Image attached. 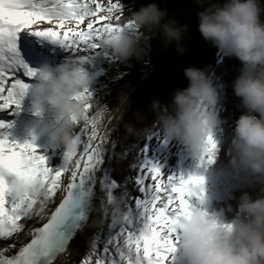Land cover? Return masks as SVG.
<instances>
[{
	"label": "snow or ice",
	"instance_id": "1",
	"mask_svg": "<svg viewBox=\"0 0 264 264\" xmlns=\"http://www.w3.org/2000/svg\"><path fill=\"white\" fill-rule=\"evenodd\" d=\"M123 10L121 0H0V111L19 112L37 75L18 50L23 34L57 44L86 65L97 59L112 64L117 58L104 49L105 36L136 30L131 21L121 20ZM93 97L89 88L76 94L86 123L76 132L78 150L63 153L57 167H50L32 142L10 141L11 123L0 120V264H60L58 257L70 247L80 253L78 235L88 245L77 264H171L181 238L177 227L191 212L190 198L202 197L203 178L166 175L147 145L135 152L123 181L111 178L98 127L103 114H90ZM153 137L160 139L158 133L148 138ZM215 151L209 134L201 160L206 156L211 163ZM131 153L127 148L125 155ZM149 177L152 183H146ZM12 178L25 181L23 194L13 192ZM117 199L122 211L113 207ZM97 202L108 207L87 236L84 229ZM39 216L46 219L37 223Z\"/></svg>",
	"mask_w": 264,
	"mask_h": 264
},
{
	"label": "clouds",
	"instance_id": "2",
	"mask_svg": "<svg viewBox=\"0 0 264 264\" xmlns=\"http://www.w3.org/2000/svg\"><path fill=\"white\" fill-rule=\"evenodd\" d=\"M197 3L202 5L197 13L202 38L241 65L232 81L242 111L234 123L229 163L235 175L246 179L244 186H258V194L252 197L249 192H242L231 220L223 208L208 211L206 196L197 198L190 214L177 227L181 238L171 264H264V4L261 0ZM166 17L167 10L156 2L131 9L127 20L136 30L107 34L103 47L122 63L140 60L149 50L150 34L158 32L165 43H175L176 53L182 55L188 25ZM36 71L30 111L40 123L41 133L56 148L66 154L75 153L76 128L86 123L83 103L75 96L91 86L95 75L79 57L70 55L54 67L43 64ZM182 71L187 86L175 88L167 101L154 99V126L141 131L145 135L158 132L182 145L191 157L200 158L207 136L223 123L217 110L220 97L205 70L188 66ZM117 99L118 111L129 103L126 92ZM95 103L97 113L106 111L98 101ZM46 113L50 118L45 119ZM137 131L132 126L127 128L129 135H136ZM10 184L17 195L26 191L23 179L12 178ZM121 204L122 200L117 199L113 207L122 211ZM227 211H232L231 206Z\"/></svg>",
	"mask_w": 264,
	"mask_h": 264
},
{
	"label": "trees",
	"instance_id": "3",
	"mask_svg": "<svg viewBox=\"0 0 264 264\" xmlns=\"http://www.w3.org/2000/svg\"><path fill=\"white\" fill-rule=\"evenodd\" d=\"M152 2L167 10L166 19H174L179 24L188 25L182 55L176 53L175 43H165L160 33L156 32L150 34L149 50L140 60L132 59L128 63H122L117 59L110 64L97 59L91 66L86 65L91 73H99L97 81L89 87L93 98L105 88L113 93L129 81L135 83L129 109L120 123L109 166L110 176L117 181H123L129 175L135 152L143 149L150 136L143 134L141 130L154 126L152 101L157 97L167 101L175 88L187 86L188 81L183 74V68L194 66L203 69L211 82V74L215 75L217 84L215 88L218 89L220 97L217 110L223 121L219 126L220 138L216 143L217 149L211 163L213 169L215 168V175L217 174L216 179L221 180V183L215 198L211 201L209 211L223 208L226 218L231 220L236 215V205L242 192L247 191L252 197L258 194V186H244L246 179L235 175L229 163L233 155L231 146L234 123L242 111L239 107L240 100L232 89V81L241 67L240 62L235 58L223 56L214 45L202 38L197 27V13L202 10V5L198 4L197 0H139L133 7L122 12L121 20L127 21L131 9ZM204 3H207V0H204ZM261 3L264 4V0H261ZM212 83H215L214 80ZM129 126L138 130L136 135L128 134ZM127 148L133 153L125 155ZM57 160L58 155L53 156L49 166L54 167ZM229 206L232 208L231 212L227 211Z\"/></svg>",
	"mask_w": 264,
	"mask_h": 264
},
{
	"label": "rangeland",
	"instance_id": "4",
	"mask_svg": "<svg viewBox=\"0 0 264 264\" xmlns=\"http://www.w3.org/2000/svg\"><path fill=\"white\" fill-rule=\"evenodd\" d=\"M139 0H121V3L124 7V10H128L131 7H133ZM123 10V11H124ZM83 27V25H82ZM26 38H29L28 34L26 35ZM36 42L38 43V40H36ZM35 45L34 43V47L37 50H41L42 47H40V43L37 45ZM60 51H58V53L53 56L54 60H56L58 62V64L64 60L65 58H67L69 56V53L66 50H63L61 47L59 48ZM74 57V54L72 55ZM55 65V64H54ZM54 67V66H53ZM95 75V79L93 81V83H95L97 81V74L99 73H93ZM211 80L215 83H212L213 86L215 87L216 84V80H215V75L212 73L211 74ZM36 78V77H35ZM135 87V83L133 84V82L129 81L127 83H125L119 90H117L116 92H111L109 89L105 88L102 92H100V94L98 96H96L95 98L92 99V108L90 109V114H95L97 112V105H96V101L99 102V106L102 108L106 107V111H104L103 114V118L102 121H108V119H110L109 123L111 126H113V138L111 139L110 142V148L108 149L106 156L109 159H106L104 167H109L110 163L112 161V154L114 151L113 148V143L116 144L117 142V137H118V131H119V127H120V123L123 119V117L125 116V114L127 113L129 106H130V100H131V96H132V92L133 89ZM218 92V89H216ZM122 92H126L129 95V103L127 104V106L125 108H123L122 110H117V105H118V95ZM28 96H25V98L21 101V109L19 112L15 113V114H9V113H5V115H3L5 119V122H9L11 123V127L9 129H7V133H8V139L10 141H16L18 143H24L25 141H29V136L32 133H35L36 131L40 130V123L36 120V118L34 117V115L32 114V112L30 111V105H29V100L31 99V90H29L27 92ZM115 110V111H114ZM222 109H219V111H221ZM50 118V114L46 113L45 119ZM121 118V119H120ZM83 125H80L76 128V132H79V129L82 127ZM220 130L219 127L217 129H215L213 131V139L215 140L216 143H218L219 140V136H220ZM158 133V132H157ZM152 136V135H150ZM158 136L160 137V139H156L155 137L149 139L147 138V141L144 144V147L147 145L148 147V154L151 158H153L154 160L158 161L160 164L162 163V161L164 159H170L171 163H175L176 161H179L181 156V152H184V147L182 145H180L179 143L175 142V141H169L167 140L166 143H163L162 145H160V142L163 140V137L160 136V134L158 133ZM86 138V137H85ZM37 148V151L40 154H43L44 156L47 157V163L48 165L50 164V160L53 156H55V154H62L63 150L62 149H58L56 148L55 144L53 143L52 140H50V138H48V140L46 141V143L42 146H37L35 145ZM143 147V148H144ZM217 147V145H216ZM217 149V148H216ZM203 164L205 165V174L203 175H197L203 178V195L206 196L209 199V205L207 207V210L209 209L210 206V202L211 200L214 198L218 187H220V183L221 180H217L216 179V175L214 172L213 167L211 166V163L207 162V157L205 156V158L202 160ZM170 168H163L162 171L166 174L169 175L170 173ZM98 176L101 175V173H97ZM134 183V180H133ZM146 183H152L150 177L146 180ZM99 185V183H97ZM100 187V185H99ZM199 191V190H198ZM105 199H106V194H103ZM136 195H142L140 193H136ZM193 200L195 201L197 199L196 196H193ZM99 203V202H98ZM106 205H101L100 203L98 204L97 207H95L94 211H93V215L94 218L92 220H90L88 222V226L85 228V234L87 236H91L92 233L96 230L92 225H94L95 223L98 222L99 218H103L104 216V209H105ZM123 210V208H122ZM88 245V241H85V245L82 248V251L78 254L75 255L74 257H71V259L67 260L66 264H77V261H82L84 259L83 256V252L86 250ZM101 248V253H102V248L103 245H100Z\"/></svg>",
	"mask_w": 264,
	"mask_h": 264
},
{
	"label": "bare ground",
	"instance_id": "5",
	"mask_svg": "<svg viewBox=\"0 0 264 264\" xmlns=\"http://www.w3.org/2000/svg\"><path fill=\"white\" fill-rule=\"evenodd\" d=\"M24 35V34H23ZM22 35V36H23ZM35 38L38 40V41H42V38H39V37H36ZM34 42V41H33ZM24 43V42H23ZM36 43V42H35ZM34 44V43H33ZM32 46V45H31ZM34 47V46H33ZM29 52L35 57L37 58H42L39 54L36 55L35 52H39L40 54H43L41 51L42 50H36V49H31V48H28ZM60 51V50H58ZM31 55V56H32ZM34 60H29L27 62V64L32 67L33 69L37 70V66L34 67L33 64L31 62H33ZM42 65V64H41ZM41 65H38L41 66ZM35 79H32L29 81V83L32 85L34 83ZM31 90V87L30 89ZM25 96H28L27 93L25 94ZM24 96V98H25ZM23 98V99H24ZM22 99V100H23ZM115 111V110H114ZM4 114L0 113V119H2L4 116ZM121 119V118H120ZM110 119H108V121H103V122H100V124L98 125L99 129H100V132L101 134L105 137V141H104V147L108 150L110 148V142H111V139L113 138V126L110 125L109 123ZM51 140V139H50ZM185 154H188L185 150H184V155ZM189 155V154H188ZM62 160H63V152L62 154H60V157L55 165V167L59 166L61 163H62ZM207 170V169H206ZM205 170V165L203 164L202 160H201V157L200 158H193L189 155L188 159L184 162V160L182 159L178 164H173L172 166V171L170 172V175H177V176H183L184 178H187L189 175H203L205 174L206 171ZM98 175V174H97ZM96 189L99 190L100 187L99 185L97 184L96 185ZM58 196H59V193H58ZM194 197H191V203L194 204V200H193ZM98 202L96 203V207L98 206ZM37 211H39V208H37ZM94 211V210H93ZM94 218V215H93V212L90 214V220H92ZM37 219V223H40L43 219H46V216H39L36 218ZM88 221V222H89ZM84 232H85V229H84ZM76 241L78 244H80L82 247L80 249V252L82 251V248L83 246L85 245V239L81 236H77L76 237ZM79 253H77V251L75 250L74 247H70L65 253H62L60 254V256L58 257L59 261H60V264H66L67 260L71 259V257H74L75 255H78Z\"/></svg>",
	"mask_w": 264,
	"mask_h": 264
},
{
	"label": "water",
	"instance_id": "6",
	"mask_svg": "<svg viewBox=\"0 0 264 264\" xmlns=\"http://www.w3.org/2000/svg\"><path fill=\"white\" fill-rule=\"evenodd\" d=\"M49 137L46 135H43L40 130L36 131L35 133H32L29 137L30 142H32L34 145L42 146L46 143Z\"/></svg>",
	"mask_w": 264,
	"mask_h": 264
}]
</instances>
